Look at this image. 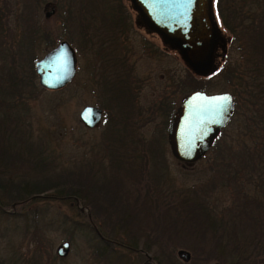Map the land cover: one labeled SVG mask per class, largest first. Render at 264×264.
<instances>
[{
  "label": "rangeland",
  "instance_id": "rangeland-1",
  "mask_svg": "<svg viewBox=\"0 0 264 264\" xmlns=\"http://www.w3.org/2000/svg\"><path fill=\"white\" fill-rule=\"evenodd\" d=\"M235 1H221L222 13L226 15L227 6ZM93 2L0 0V52H14L13 46L18 49L14 44L22 40L21 30L30 16L38 24L30 48L33 61L60 40H66L75 55V73L65 86L43 89L34 74L33 96L17 100L12 106L16 118L10 120L9 126H18L17 136L23 134L22 139L28 138L33 144V152L41 153L31 158L24 152L26 143L17 140L9 150L19 152L22 158L15 159L6 169L0 165V172L33 179L34 175L73 171L80 185L76 198L47 193L25 206L2 207L0 258L6 264H109L108 260L120 264L116 261L119 256L123 257L121 264H128L129 259L139 258L117 245L112 246L108 258H103L100 239L92 230L97 228L117 242L128 244L126 237L133 235L140 236L137 245L150 243L151 250L141 252L142 264H259L255 257L264 254V240H256L253 235L264 225L256 224V229L248 225L253 226L250 221L264 217V165L255 166L252 153L255 141H264L263 96L250 98L239 113L234 112L233 102V112L214 142L218 152L211 147L201 159L187 164L170 154L166 142L169 116L185 94L193 90L231 93L222 73L223 67L226 69L239 56L240 51L235 52L231 45L237 43L218 39L222 50L216 57L213 53V65L220 71L202 79L176 52H169L156 33L149 34L155 41L153 58L142 57L138 53L140 46L134 48L133 70L141 81L133 103L139 109L128 107L121 113L90 77V64L96 55L87 46V23H91L90 11H98L97 15L105 21L104 8L110 5L125 8L131 19L135 12L128 0ZM252 8L253 5L247 9ZM50 10L52 13L45 16ZM212 12L219 25L213 0ZM224 17L228 23L233 22L234 15ZM92 22L96 21L92 18ZM98 26L90 29L93 32ZM134 26L128 33L130 42L142 40V31ZM139 28L143 30L142 26ZM222 32L228 36L225 30ZM97 39L98 36L92 40ZM243 39L239 37L241 48ZM140 40L132 44L140 45ZM22 53L23 68H27L29 57L24 48ZM87 104L104 110V119L93 128H85L77 117L80 108ZM112 125L126 140L124 151L111 160L108 150L116 146L109 141ZM39 157L48 162L45 170L32 165L33 159L37 161ZM119 160L122 166L114 167ZM195 195H203L205 213L213 217L207 232L201 218L191 217L195 209L192 212L190 201ZM6 200L7 196L0 192V203ZM192 218L197 223L190 222ZM200 219L203 223H199ZM200 232L209 237L204 244L198 239ZM62 241H67L69 248L64 257H58L55 248ZM210 247H215L217 253L202 252ZM178 249L188 252L187 261L176 256Z\"/></svg>",
  "mask_w": 264,
  "mask_h": 264
},
{
  "label": "trees",
  "instance_id": "trees-1",
  "mask_svg": "<svg viewBox=\"0 0 264 264\" xmlns=\"http://www.w3.org/2000/svg\"><path fill=\"white\" fill-rule=\"evenodd\" d=\"M221 1L223 0H213V10L215 12L216 18L219 21V25L217 23L219 27V39H221L222 43L229 41L230 43L236 42L237 44L231 45L233 46L235 52L240 51L238 58L233 59L232 62L229 63V65L226 67V69H224L223 67L224 71L222 73V77L230 85L229 89L232 93L233 102L235 105L234 112L236 111L237 113H239L244 107L245 103L249 102L248 100L250 98L256 96H263L264 98V0H250V2L248 0H244V2L236 0L234 4L227 6L226 15L222 13L220 6ZM251 5L254 6V9H247ZM229 14L234 15L233 22L231 23H228L224 17ZM235 21H237L236 24H234ZM24 22V26L21 30L22 40H16L17 44H19V42L21 43L19 45L20 48L22 46L19 53L15 52L19 49V46L17 44L14 45L17 46L18 49L13 46V51L15 50L14 52L9 51L7 54L6 51L8 50L5 49L4 52H0V165L5 169L8 168V165L14 162L15 159L22 158L19 152L17 153L9 150L10 147L14 146L17 140L21 141V143H26L24 144L26 146L24 152H26L31 158L32 156L37 157V155L41 153L40 151L33 152V144L28 142V138H25L23 140V134L21 135L20 133L19 136H17V129H20L18 126H9L10 120H14V118H16L13 115L12 106L17 104V100L18 102H20L26 97H32L34 91V73L31 65L33 58L30 54V48L32 46L34 38H36L37 36L38 24L30 16H27ZM25 24L27 25L25 26ZM222 29L228 33V36H226L222 32ZM234 30L239 32V37L244 38V46L242 48L239 42V37L236 35ZM10 48L12 49V46ZM23 48L26 52V55H28L29 57L27 61V68H23ZM220 49L221 48L218 42L216 43L214 48V57H216V54ZM214 67L215 69L213 71L209 72L205 76L199 77H202V79H204L210 77L212 73L220 71V68L216 69V65ZM14 95H17L18 98L14 99ZM116 99V96H112L110 101L112 103H115ZM14 124H17V122H15ZM109 130L110 131L108 133L111 138L109 141L112 143V145L116 144V146H112V148L108 150L110 152V159L112 160L116 159V156L124 151L123 147L125 143L123 141H125L126 139L121 138L122 135L118 132L119 130L116 126L113 127L112 125ZM111 135H114V137H111ZM105 137L106 139H108V136ZM215 141L216 139L214 140V142ZM253 146L254 147L252 148V153L257 162L255 163V166L261 168L264 165V141H255V144H253ZM212 147L215 152H218V150L214 147V143ZM36 160L37 161L33 159V162L35 163L32 165L35 167L41 166L42 170H45L44 165L48 163L47 160H45L44 157H39ZM115 165L116 166L114 167L122 166L121 161H116ZM79 169L87 170V168ZM73 174V171H69L66 174H40L38 176L34 175L35 178L33 179H27L26 177L21 176L14 177V173H12V175L8 174L6 176L5 173L0 172V192L4 193L7 196V200L5 201V203H0V213L2 214L3 212L2 207H12L17 205L25 206L31 203L33 198L41 194L49 193L56 195L55 197L70 196L72 198H76V194L80 191V185L78 184L77 180H75ZM12 177L14 178L12 179ZM193 197L195 198L190 201V206H192V212L195 209V215L191 217L201 218L202 221L205 222L204 232H207V228L209 229V227L211 226V222H213V217L208 216V214L205 213L207 208L206 205H204L205 201L203 200V195H195ZM201 219L199 223L202 222ZM189 221L197 223V221L193 220V218ZM250 223H253L254 225L248 226L251 229H256L258 227L256 224L260 226V224L262 223L264 225V217L263 220L261 219L257 221H250ZM191 229L193 230V227H191ZM92 230L96 234L98 239H100V249H102L101 253H103L101 254V256H103V258H108V253L111 252V250L113 249L112 246L115 245L129 250L131 253H135L140 259H143V255L141 254V252L150 251L152 248V245L148 242H146V244H144L143 246L141 244L137 245V242L140 240V236L136 237L132 235L126 237L128 238V244H125L123 241H121L123 243L117 242L109 236L103 235L97 228H94ZM204 232H200V235L198 237L199 241L203 244L206 241V238L209 239V237L204 235ZM258 233L260 234V236H257ZM257 235H253L254 237H257L256 240H264V229H259L257 231ZM135 249H137V251ZM202 252L206 255H211L216 254L217 250L215 249V247H210L208 248V250L205 249ZM256 253L257 252H255L254 254ZM219 254H222V252H219ZM139 258L129 259L128 264H142V261ZM108 261L109 264L112 263V261ZM116 261L121 264L120 261H123V257H117ZM255 261H258L259 264H264V254L261 257H255ZM12 263L13 262L9 264ZM0 264L6 263L3 259L0 258Z\"/></svg>",
  "mask_w": 264,
  "mask_h": 264
},
{
  "label": "water",
  "instance_id": "water-1",
  "mask_svg": "<svg viewBox=\"0 0 264 264\" xmlns=\"http://www.w3.org/2000/svg\"><path fill=\"white\" fill-rule=\"evenodd\" d=\"M142 24L155 32L160 41L175 50L185 65L196 75L205 76L215 69L213 53L219 35L212 12V0H129ZM52 10L45 13L48 16ZM38 85L46 90L65 86L75 73L74 50L66 40L58 41L41 57L33 61ZM223 97L229 99L224 100ZM233 112V98L227 91L207 93L193 90L187 93L173 112L166 132L170 154L178 161L193 163L211 148L220 130ZM78 120L85 128L94 127L101 118V109L84 105ZM67 241L55 248L64 257ZM176 256L187 261L183 249Z\"/></svg>",
  "mask_w": 264,
  "mask_h": 264
},
{
  "label": "flooded vegetation",
  "instance_id": "flooded-vegetation-1",
  "mask_svg": "<svg viewBox=\"0 0 264 264\" xmlns=\"http://www.w3.org/2000/svg\"><path fill=\"white\" fill-rule=\"evenodd\" d=\"M131 9L135 12L133 19H131L129 15L127 16V10L123 7L114 8L111 7V5L109 7H105L104 10L107 15L105 21L97 15L98 11H93L94 13L90 11L91 23H87V46H90L88 48H90V50L96 55L92 60V64H90V77H93L92 80L95 82L98 90H103V92L107 94L106 97L108 101L111 100L112 96L117 97L115 103L120 112L127 110L128 107L134 109V111L139 109L134 106L135 104L133 103L137 93L140 91L141 81L140 78L136 77L133 70L134 58L136 55L134 48H138L140 46L138 53H141L142 57L153 58L155 56V41L153 37H149V34L155 36V32L148 30L142 24L136 11L132 7ZM92 18L93 21L96 22H92ZM99 21L101 22L97 23ZM97 24L99 26L92 32L90 28L96 26ZM135 24L137 26V30L142 31L143 35L142 40L137 39L133 41L137 42L140 40L142 42L137 46H134L132 44L133 42H130L128 38V33L131 32L132 26ZM140 26H142L143 30L139 28ZM96 36H98V39L92 40ZM94 41H96V44ZM91 45L94 46L91 47ZM164 47H166L169 52H176L175 50L169 49L166 45H164ZM182 99L183 98L180 99L173 111H171L167 122L166 132L170 118L173 112L178 108ZM103 119L104 110L101 109V118L99 122Z\"/></svg>",
  "mask_w": 264,
  "mask_h": 264
},
{
  "label": "snow or ice",
  "instance_id": "snow-or-ice-1",
  "mask_svg": "<svg viewBox=\"0 0 264 264\" xmlns=\"http://www.w3.org/2000/svg\"><path fill=\"white\" fill-rule=\"evenodd\" d=\"M222 99L227 100V99H229V98H228V97H223Z\"/></svg>",
  "mask_w": 264,
  "mask_h": 264
}]
</instances>
